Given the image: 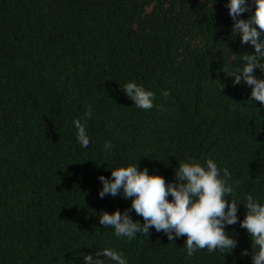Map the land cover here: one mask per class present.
<instances>
[{"label": "trees", "instance_id": "16d2710c", "mask_svg": "<svg viewBox=\"0 0 264 264\" xmlns=\"http://www.w3.org/2000/svg\"><path fill=\"white\" fill-rule=\"evenodd\" d=\"M212 2L0 0V264H85L105 248L128 264H252L240 223L227 228L232 253L189 257L187 236L153 227L129 241L99 222L132 203L101 199L99 177L133 164L174 182L179 162L211 158L231 172L241 221L248 195L264 203V103L231 76L254 47L233 34L229 0ZM131 81L155 107L134 105L121 86ZM89 109L85 149L73 121Z\"/></svg>", "mask_w": 264, "mask_h": 264}, {"label": "clouds", "instance_id": "9594fccd", "mask_svg": "<svg viewBox=\"0 0 264 264\" xmlns=\"http://www.w3.org/2000/svg\"><path fill=\"white\" fill-rule=\"evenodd\" d=\"M254 4L255 12L248 19L240 17L251 10L249 0H229L226 5L234 22L233 34L241 37V44L254 47V54H245L242 60L246 63L231 76L234 85L243 82L252 89L253 101L264 103V79L255 74L257 69L264 73V0H254ZM121 86L137 108L150 110L156 106L155 92L146 90L143 85L131 81ZM92 118L93 112L89 109L84 117L73 121L78 143L85 149L91 143L87 121ZM113 147L111 141L103 145L106 153ZM175 177L174 182L166 181L162 175L150 174L147 168L141 170L138 164L112 169L111 178L100 176L101 199L106 195H122L132 201L131 207L123 212H103L100 224L113 228L117 238L129 241L136 239L137 233L149 236L153 227L157 232L163 231L171 241L187 236L184 247L191 257L203 249L209 253H232L238 240L227 228L240 223L251 238L252 264H264V203L248 195L244 204L248 211L241 221L238 216L240 203L228 199L234 191L229 183L231 172L220 168L211 158L204 163L179 162ZM132 211L143 218V224L133 220ZM241 255L248 256V249H243ZM101 256L104 259H100ZM105 259L115 264H128L126 256L108 248L83 256L85 264H104Z\"/></svg>", "mask_w": 264, "mask_h": 264}]
</instances>
